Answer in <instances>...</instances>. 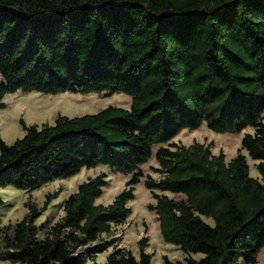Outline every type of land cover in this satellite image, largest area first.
<instances>
[{
  "label": "trees",
  "instance_id": "trees-1",
  "mask_svg": "<svg viewBox=\"0 0 264 264\" xmlns=\"http://www.w3.org/2000/svg\"><path fill=\"white\" fill-rule=\"evenodd\" d=\"M0 106L21 93H124L129 109L59 115L27 125L12 144L0 137V189L32 191L83 169L107 166L132 174L107 206L99 175L64 202L45 231L41 208L0 228V261L10 264H152L138 241L102 263L87 247L131 214L128 202L155 145L203 123L215 133H240L245 155L229 163L211 146L170 144L156 152L148 190L163 241L186 256L174 264H256L264 248V0H0ZM173 147L174 149H171ZM137 171V172H136ZM4 201L0 196V208ZM203 217L211 218L214 225ZM86 250V254H81ZM195 255L200 257L195 258ZM165 264H172L164 258Z\"/></svg>",
  "mask_w": 264,
  "mask_h": 264
},
{
  "label": "rangeland",
  "instance_id": "rangeland-1",
  "mask_svg": "<svg viewBox=\"0 0 264 264\" xmlns=\"http://www.w3.org/2000/svg\"><path fill=\"white\" fill-rule=\"evenodd\" d=\"M1 80V76H0ZM0 106V137L7 143L12 144L16 139L24 136L25 132L20 125V119L27 125L41 126L44 123L53 124L57 116L68 117L93 114L108 106H116L129 109L131 96L124 93H60L56 95L42 93H21L7 95ZM253 127H247L240 133H215L203 123L198 129H184L169 143L155 145L152 157L147 163L141 165V181L135 185L133 200L128 202L131 214L127 219L117 225H113L110 234H102L100 239L91 243L87 248L97 255V262L102 263L108 255L117 249L130 250L138 257V241L146 238L145 252L152 254V264H165L166 258L172 264L181 261L186 256L182 251L172 244L165 243L161 237L158 216L150 209L156 203L154 194H165L170 198L178 199L179 194L148 190L144 183L148 176L158 180L161 175L155 172L159 167L156 161V152L160 146L189 147L193 143H203L211 146L213 155L224 154V160L229 163L238 153L246 156L249 165L250 176L261 179L257 169V161L252 160L248 153L241 148V142L246 134H254ZM171 149H174L171 147ZM137 172V171H136ZM99 175L104 176L107 182L103 188V195L96 200V204L107 206L126 187V182L132 174L115 172L107 166L100 165L94 169H83L78 174L67 179H58L41 186L38 189L27 191L15 189L11 186L0 189V196L4 201L0 208V228L13 225L23 219L28 211L26 203L30 201L38 209L44 204L48 195H53L46 209L36 221L37 225H43L44 231L39 234L42 238L50 226L61 220L64 215V202L77 191L78 186ZM203 219L211 225V218ZM86 254V250H81ZM200 255H195V258ZM0 264H10L0 261ZM86 264H91L87 261ZM256 264H264V248L258 255Z\"/></svg>",
  "mask_w": 264,
  "mask_h": 264
}]
</instances>
